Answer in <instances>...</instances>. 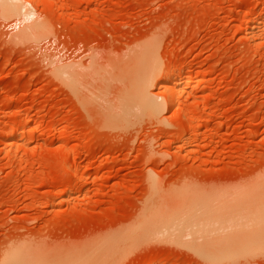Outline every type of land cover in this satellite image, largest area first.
Instances as JSON below:
<instances>
[{"label":"rangeland","instance_id":"1","mask_svg":"<svg viewBox=\"0 0 264 264\" xmlns=\"http://www.w3.org/2000/svg\"><path fill=\"white\" fill-rule=\"evenodd\" d=\"M21 1L28 21L0 10V264H264V0Z\"/></svg>","mask_w":264,"mask_h":264},{"label":"bare ground","instance_id":"2","mask_svg":"<svg viewBox=\"0 0 264 264\" xmlns=\"http://www.w3.org/2000/svg\"><path fill=\"white\" fill-rule=\"evenodd\" d=\"M21 1V0H20ZM21 3H22V1H21ZM0 10H1V14L3 15V16H19V15H22L23 17H24V19H26L27 21H28V19H30V15H28V14H25L24 12H25V8H23L21 5H20V2H19V0H0ZM26 9L28 10V7H26ZM26 10V11H27ZM25 20V21H26ZM46 29L47 28H45V26L43 25V23L41 24V23H35V24H30L29 26H27V27H25L21 32H20V34L18 35V37H17V40L18 41H21V40H23V41H25V39L26 40H28L29 38L30 39H33V38H39V37H41L43 34H45L46 33ZM48 31V30H47ZM22 41V42H23ZM72 70V71H70V69ZM74 68L73 69H75V67L76 68H78L79 66H73ZM69 69V70H68ZM73 69H72V66H63L62 68L60 67L59 69H58V72H57V74L58 75H62V76H66L67 77V75H69V73L70 74H73V72L76 74V72H77V70H78V72L80 73V71H79V69H76V72H75V70L73 71ZM83 68H81V70H82ZM79 73H77V74H79ZM64 74H67V75H64ZM79 76V75H78ZM70 77L72 78V76L70 75ZM73 77L74 78H76L75 76H74V74H73ZM176 77H177V73L176 72H171L168 76H167V80L168 81H173V80H175L176 79ZM192 86V82H191V80L189 79V80H187V81H185L182 85H181V87L179 88V90H175L174 88H172L171 89V98H170V106H171V108H176V105H177V103H178V101H179V99H180V96H182L181 94H184V92H186L188 89H190V87ZM140 100V99H139ZM178 106V105H177ZM177 110H178V108H177ZM178 112V111H177ZM183 114V113H182ZM177 115H180V114H178L177 113ZM183 117V116H182ZM27 136H29V132L28 133H23L22 134V138H24V137H27ZM223 222V221H222ZM226 223H227V225L229 224V220L228 221H225ZM216 223V222H215ZM220 223V222H219ZM219 223L217 224V226L219 227L220 226V228H221V225H219ZM225 223V224H226ZM230 223H234L233 221L231 222V220H230ZM191 225V224H190ZM192 226V225H191ZM230 226V225H229ZM233 226H234V224H233ZM187 227H190V226H187ZM224 227H227V228H229L228 226H224ZM232 227V226H231ZM230 227V228H231ZM222 229H223V227H222ZM225 230H226V228H225ZM7 258V257H6ZM4 260V259H3ZM36 264H39V263H36ZM40 264H48L47 262H40Z\"/></svg>","mask_w":264,"mask_h":264}]
</instances>
